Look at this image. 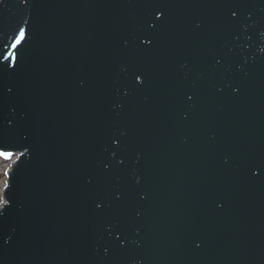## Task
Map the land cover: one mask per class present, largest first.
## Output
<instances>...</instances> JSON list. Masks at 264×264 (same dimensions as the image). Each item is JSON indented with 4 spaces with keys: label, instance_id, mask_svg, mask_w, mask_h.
I'll return each instance as SVG.
<instances>
[{
    "label": "water",
    "instance_id": "1",
    "mask_svg": "<svg viewBox=\"0 0 264 264\" xmlns=\"http://www.w3.org/2000/svg\"><path fill=\"white\" fill-rule=\"evenodd\" d=\"M0 53V264H264V0H0Z\"/></svg>",
    "mask_w": 264,
    "mask_h": 264
},
{
    "label": "snow or ice",
    "instance_id": "2",
    "mask_svg": "<svg viewBox=\"0 0 264 264\" xmlns=\"http://www.w3.org/2000/svg\"><path fill=\"white\" fill-rule=\"evenodd\" d=\"M26 37V32L25 29L23 27H21L19 29V33L18 35H16L14 42L12 43L11 47L12 48H16L17 45H19L21 43L22 40H24ZM0 55H2V53H0ZM13 53L11 51H9L8 56H12ZM8 57H5V59H7ZM12 156L11 152H7V151H0V157H3L4 159H8ZM5 175H7V171H5ZM4 188H9V184L5 183L4 184ZM5 195H8L7 193H5ZM6 203V201H5Z\"/></svg>",
    "mask_w": 264,
    "mask_h": 264
},
{
    "label": "trees",
    "instance_id": "3",
    "mask_svg": "<svg viewBox=\"0 0 264 264\" xmlns=\"http://www.w3.org/2000/svg\"><path fill=\"white\" fill-rule=\"evenodd\" d=\"M1 183H2V174L0 173V189H1Z\"/></svg>",
    "mask_w": 264,
    "mask_h": 264
},
{
    "label": "rangeland",
    "instance_id": "4",
    "mask_svg": "<svg viewBox=\"0 0 264 264\" xmlns=\"http://www.w3.org/2000/svg\"><path fill=\"white\" fill-rule=\"evenodd\" d=\"M0 171H1V168H0Z\"/></svg>",
    "mask_w": 264,
    "mask_h": 264
}]
</instances>
